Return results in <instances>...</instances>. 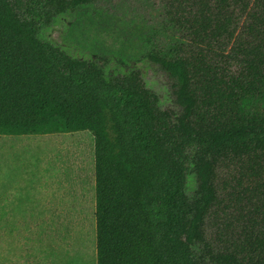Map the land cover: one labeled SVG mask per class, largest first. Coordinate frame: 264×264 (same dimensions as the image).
<instances>
[{
  "label": "trees",
  "instance_id": "obj_1",
  "mask_svg": "<svg viewBox=\"0 0 264 264\" xmlns=\"http://www.w3.org/2000/svg\"><path fill=\"white\" fill-rule=\"evenodd\" d=\"M94 1L0 0V135H92L96 264H264V0H159L177 114L44 38Z\"/></svg>",
  "mask_w": 264,
  "mask_h": 264
},
{
  "label": "rangeland",
  "instance_id": "obj_2",
  "mask_svg": "<svg viewBox=\"0 0 264 264\" xmlns=\"http://www.w3.org/2000/svg\"><path fill=\"white\" fill-rule=\"evenodd\" d=\"M45 39L107 69L141 70L159 106L179 113L151 48L174 45L159 0H95L52 22ZM0 264H96L93 137L88 131L0 136ZM195 176L187 177L193 193Z\"/></svg>",
  "mask_w": 264,
  "mask_h": 264
},
{
  "label": "crops",
  "instance_id": "obj_3",
  "mask_svg": "<svg viewBox=\"0 0 264 264\" xmlns=\"http://www.w3.org/2000/svg\"><path fill=\"white\" fill-rule=\"evenodd\" d=\"M0 136H3V137H6V136H12V135H0ZM6 147H8V148H10L8 145L6 146L4 143H2L1 145H0V149H5Z\"/></svg>",
  "mask_w": 264,
  "mask_h": 264
}]
</instances>
